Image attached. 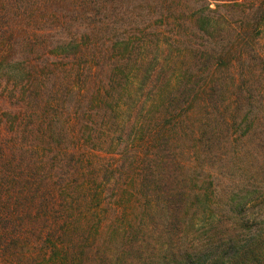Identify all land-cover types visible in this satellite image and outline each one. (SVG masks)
<instances>
[{"label":"rangeland","instance_id":"rangeland-1","mask_svg":"<svg viewBox=\"0 0 264 264\" xmlns=\"http://www.w3.org/2000/svg\"><path fill=\"white\" fill-rule=\"evenodd\" d=\"M150 10L144 0H0V184L6 200H19L28 188L42 187L47 178L48 184L60 183V176L73 163L70 155L65 162L67 147L86 157L90 149L105 161L123 149L128 156L156 152L157 159L162 157L161 168L174 156L189 167L177 169V174L181 179L191 178L193 188L209 194L201 203H207L202 210L217 212L210 225L223 220V227L230 228L226 193L231 196L243 187L242 182L254 184L255 179L264 178V63L254 74L242 77L239 73L235 83L223 72L209 76L189 72L188 88L193 89L170 92L168 85L173 78L178 81V76L168 75L159 87L162 72L139 90L137 62L147 32L152 33L153 42L159 34L158 13L150 15ZM146 25L148 29L139 32ZM260 30L255 46L264 58L263 20ZM123 38L133 40L131 57L122 54V58L124 49L113 48ZM76 39L90 46V52L74 56L65 49ZM212 46L221 51L219 43ZM96 90L110 91L106 106L99 107L104 103L98 97L93 104L87 99ZM157 92L163 95L149 116L148 104ZM178 94L180 101L174 102ZM81 134L83 147L78 142ZM89 135L92 140L85 142ZM106 138L108 143L103 145ZM91 142L103 147H93ZM210 142L216 145L211 147ZM197 145L202 152L194 151ZM14 173L16 178H12ZM38 177L43 180L33 184ZM109 182L105 199L122 185L121 179ZM140 197L139 201L121 198L128 199V218L132 223L141 221L143 227L156 225L152 243L163 244V248L167 242L177 245L173 240H177L176 229L165 231L166 213L159 212L161 219L153 216L150 201ZM258 204L247 207L245 215L254 227L264 228V205ZM188 209L192 220L195 207ZM200 233L196 225L189 235L182 233L179 242L187 246V241L202 237ZM259 235L255 244L264 246V232Z\"/></svg>","mask_w":264,"mask_h":264},{"label":"trees","instance_id":"trees-1","mask_svg":"<svg viewBox=\"0 0 264 264\" xmlns=\"http://www.w3.org/2000/svg\"><path fill=\"white\" fill-rule=\"evenodd\" d=\"M144 1L151 8L150 15L158 13L159 34L153 42L150 38L152 33L147 32L148 38L144 41L143 53L137 62L141 75L139 90L143 89L145 81L162 72V78H158L159 87L162 86L161 80H168V75L178 76L176 78L179 82L175 78L170 81V92H174V88L177 91L180 88L185 91L193 89L188 88L190 85L186 77L189 72L206 76L223 72L235 83L239 73L242 77L245 73L254 74L260 70L258 66L264 63V58L255 46L256 37L261 33L260 25L264 21V0H257L258 5L252 4L254 0ZM146 29L147 25L139 29V32ZM76 40L65 45V49L73 51L74 56L86 50L90 52V46ZM132 41L119 39L113 48L124 49L121 57L122 54L131 57ZM217 43L221 45L220 52L212 46ZM255 59L259 60L257 66L252 62ZM119 65L115 67L120 68ZM112 75H116L114 71ZM97 92H90L87 99L93 104L98 97L100 103H104L99 107L106 106L110 91ZM162 95V92H157L149 101V116L151 108L159 103ZM174 95L171 93L170 97ZM176 101H180V94L174 97ZM81 136L78 142L83 147ZM86 137L85 142L92 140L90 135ZM132 141H136V138ZM102 143L106 145L108 139ZM91 144L93 147H103L101 144L96 146L95 142ZM214 145V142H210L211 147ZM67 148L65 162L70 155L69 159L73 163L64 176H60V183L48 184L47 178L42 187L31 191L28 188L27 194L22 193L19 200L13 202L2 195L3 186L0 184V264L264 263V246L261 243L255 244L256 236L259 232L261 236L264 228L254 227L256 224L251 223V219L245 215L247 207L256 201L258 205H264V178L258 181L255 179L254 184L246 185L242 182L243 187L231 196L226 193V202L232 214L231 220L227 219L230 228L223 227V220L213 226L210 221L217 212L202 210L207 203H201V199L209 194H202L193 188L192 183L195 182L191 178L181 179L177 169L189 167L176 156L170 157L168 164L162 163L161 168L159 161L162 157L157 159L159 154L156 152L132 153L133 156H128L127 150L123 149L105 161L104 156L90 149L87 150L90 155L86 157L84 152ZM194 149L203 151L200 145ZM91 156L103 159L95 162ZM17 176L14 173L12 178ZM119 179L122 180L121 187H117L115 192L112 190L115 194L105 199L103 194L109 181L117 182ZM42 180L38 177L33 184ZM183 181L188 185H183ZM123 196L128 199L136 197L138 201L142 196L146 202L151 203L149 212L153 211L152 215H158L160 219V213L165 212V231L171 228L173 233L172 228L176 229L177 240H173L178 241L177 245L167 242L164 249L163 244L152 243L156 225L150 223L143 227L141 221L132 223V219L128 218L130 208L126 207L128 199L120 201ZM193 205L195 209L190 220L188 208ZM196 225L202 237L187 241V248L183 241L179 242L180 235L184 232L189 235Z\"/></svg>","mask_w":264,"mask_h":264}]
</instances>
